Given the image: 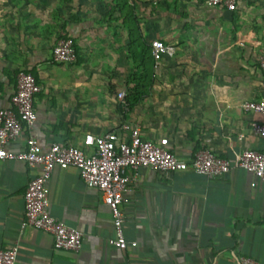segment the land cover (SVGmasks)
<instances>
[{
  "label": "crops",
  "instance_id": "1",
  "mask_svg": "<svg viewBox=\"0 0 264 264\" xmlns=\"http://www.w3.org/2000/svg\"><path fill=\"white\" fill-rule=\"evenodd\" d=\"M113 2L0 0V108L23 71L40 87L31 131L43 150L52 143L90 150L87 134L124 141L128 123L182 160L202 149L227 159L245 148L264 151V136L251 130L264 116L242 107L261 95L264 0H236L234 10L207 0H127L109 15ZM62 38L77 51L72 63L52 58ZM154 40L168 48L158 61ZM144 47L150 54L141 55ZM27 132L5 148L23 149ZM37 170L0 161V249L18 246L14 264H241L243 257L264 264V181L249 171L210 178L128 169L135 180L120 209L124 235L136 245L121 250L108 243L114 229L102 193L77 168L56 165L46 183L49 212L83 233L70 251L56 249L47 232L21 229L23 193Z\"/></svg>",
  "mask_w": 264,
  "mask_h": 264
},
{
  "label": "built area",
  "instance_id": "2",
  "mask_svg": "<svg viewBox=\"0 0 264 264\" xmlns=\"http://www.w3.org/2000/svg\"><path fill=\"white\" fill-rule=\"evenodd\" d=\"M213 7L224 6L234 10L236 0H207ZM168 51L167 46L154 40L151 43V54L158 61ZM54 61L72 63L77 59V51L70 39H60L51 49ZM262 72L261 95L258 100L244 101L242 107L264 116V56L260 60ZM40 87L33 74L20 71L17 74L16 90L11 95L8 106L0 108V161L21 160L38 167L37 173L28 182L24 193V215L21 229L33 227L49 233L54 247L60 250L77 251L83 241V233L53 217L49 212L46 183L51 170L58 165L61 168H77L80 178L89 187L102 193L104 203L108 206L114 235L108 238L109 245L124 250L134 247L136 241L127 240L123 232V213L120 204L123 194L135 180L127 174L131 169L137 172L140 168L151 167L160 172L172 173L192 170L210 178H222L233 167L251 172L264 181V151L245 148L227 159L214 155L209 150H198L190 160H182L153 142L143 139L137 126L124 123L121 127L127 132V139L116 141L112 133L84 137L87 151L70 144L52 143L43 150L32 133L37 120L34 108L35 95ZM123 93L119 94V98ZM27 130L24 148L13 152L7 150L8 141L17 138ZM254 134L264 136V123L252 122ZM18 246L12 245L0 249V264H14ZM241 264H260L251 257L240 259Z\"/></svg>",
  "mask_w": 264,
  "mask_h": 264
},
{
  "label": "trees",
  "instance_id": "3",
  "mask_svg": "<svg viewBox=\"0 0 264 264\" xmlns=\"http://www.w3.org/2000/svg\"><path fill=\"white\" fill-rule=\"evenodd\" d=\"M64 2H66L67 4L69 3V2H72L73 0H63ZM114 2H113V8H112V10H111V12H110V14L109 15H111V13H112V11L114 12V10H117V11H119V9L122 7V5H126L127 4V0H113ZM118 19V18H117ZM74 45V44H73ZM148 55V54H150V49H149V47L148 48H146V47H144L143 48V50L141 51V55L143 56V55ZM142 84V83H141ZM142 85H146V84H142ZM138 94H140V95H144L145 94V92L143 93H141V92H139ZM138 96V95H137Z\"/></svg>",
  "mask_w": 264,
  "mask_h": 264
}]
</instances>
